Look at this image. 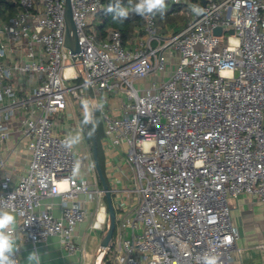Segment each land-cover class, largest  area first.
<instances>
[{
  "label": "built area",
  "instance_id": "1",
  "mask_svg": "<svg viewBox=\"0 0 264 264\" xmlns=\"http://www.w3.org/2000/svg\"><path fill=\"white\" fill-rule=\"evenodd\" d=\"M69 1L75 54L64 46L65 0H17L12 15H0V210L16 216L17 239L35 245L55 235L73 253L93 206L89 228L107 223L97 175L80 173L84 160L56 129L70 93L82 108L88 99L103 105L104 136L132 172L127 188L112 190L115 238L94 264L109 250L114 264H200L210 250L232 264L239 233L228 198L264 203V0H166L188 6L187 25L158 35L153 15L143 16L126 44L118 30L95 32L105 0ZM149 74L152 85L137 88ZM113 94L117 116L104 106ZM13 132L30 154L16 182L1 154ZM52 196L58 216L49 203L40 208Z\"/></svg>",
  "mask_w": 264,
  "mask_h": 264
},
{
  "label": "crops",
  "instance_id": "2",
  "mask_svg": "<svg viewBox=\"0 0 264 264\" xmlns=\"http://www.w3.org/2000/svg\"><path fill=\"white\" fill-rule=\"evenodd\" d=\"M66 108L64 110H66ZM93 110L95 111V109ZM63 111L56 115H60ZM56 123V129L60 133L69 135L72 131L76 132V130L71 127L72 121L61 124L56 121ZM103 132L104 124L102 127L101 148L104 155L106 178L112 190L116 189L122 191L130 185L131 170L129 171L125 160H121V156L123 155L121 149L112 146L105 138ZM85 149L83 148V151H85ZM1 151L2 156L7 159V169L12 174L14 178L13 181L16 182L17 177L25 174L28 169L30 154L27 150L25 140L21 138L17 132H13L9 140L2 144ZM85 157L88 158L87 154ZM83 160L85 163V159ZM106 161L108 162L106 163ZM80 173L84 174L86 172L80 171ZM1 174L2 173H0V176ZM94 174L97 175L96 171L93 172V175ZM90 175L91 172L89 171L88 176ZM93 175L91 176L94 177ZM119 200L132 203L131 199L125 198L124 196L122 197L121 195L116 201ZM46 203L51 204L53 215L58 216L60 214L59 196L44 198L40 208ZM228 205L232 223L239 233L232 249V264H264V203L256 195L242 194L236 198L229 197ZM92 210H94V206L85 221L80 223L76 228L74 240L76 245L80 247V250L69 253L65 249L61 239L55 235L49 236L44 242H39L35 245L17 239L21 248L19 251V264H24L27 255L33 251L40 254L41 264H94L97 248L101 246L100 242L105 232L98 239L94 238L91 233L94 232V230L105 231L107 223L104 225L103 229H90L89 224L94 218ZM99 212L100 211H98V216ZM104 214H106V212ZM102 215L103 212L100 213V216ZM110 257L109 255V258ZM100 264H105L103 259Z\"/></svg>",
  "mask_w": 264,
  "mask_h": 264
},
{
  "label": "clouds",
  "instance_id": "3",
  "mask_svg": "<svg viewBox=\"0 0 264 264\" xmlns=\"http://www.w3.org/2000/svg\"><path fill=\"white\" fill-rule=\"evenodd\" d=\"M166 7V0H136L132 11L139 16H149L157 12L163 14ZM108 11L113 13V19L121 22L129 16V10L125 6L117 5L110 7ZM193 11L199 10L194 8ZM102 107L103 105L100 103L94 105V108L97 110L102 109ZM84 108L83 124L92 125L88 133L91 135L97 127V122L94 119L92 111L89 110L87 102H85ZM82 139L83 130L81 129L75 135L70 133L63 143L66 147H70L76 145ZM16 227V216L11 212L0 210V264H19L17 253L21 248L16 236ZM24 264H41L40 254L36 251L30 252L24 260ZM200 264H220V256L218 253L210 250L201 256Z\"/></svg>",
  "mask_w": 264,
  "mask_h": 264
},
{
  "label": "rangeland",
  "instance_id": "4",
  "mask_svg": "<svg viewBox=\"0 0 264 264\" xmlns=\"http://www.w3.org/2000/svg\"><path fill=\"white\" fill-rule=\"evenodd\" d=\"M166 4H167L166 8H170L171 7V3H167L166 2ZM183 8H187L188 9V6L187 5H183ZM189 14H190V10H189V12L182 11L180 13V15H178V17L175 18V20H176L175 22H177L178 24L185 23L186 18L188 17ZM92 15H93L92 12H90L87 15V18L91 17ZM97 16L95 15L92 18L94 23H96V21H97ZM162 18H163V15L161 13L157 12V13L154 14V21H155V26L157 28V34L158 35H165V34H167L169 32L174 31L175 28L173 29L172 25H170L171 22H169V20H166V19L163 21ZM189 19H190V16L187 18V22H188ZM154 43L155 42H153V44ZM152 77H153V75L149 74L146 77L145 80L136 82L135 86L137 88L143 89L145 87H148V86L152 85V83H153V78ZM154 77L156 78V82L159 81L158 79L161 80V78H162L160 73L156 74ZM165 77H166V75L163 76V78H165ZM77 82L78 81H72L71 80L70 84L72 86H75L77 84ZM66 98H67V103H68V106H67L66 110H64L63 113H61L60 115H54L53 118L60 124L61 123H66L68 121H72L71 127L73 129H75L76 132H80L81 129L83 130L84 127L86 126V125L83 124L85 108H82L80 106L79 102L76 99H74V97L70 93L67 94ZM120 101H121L120 97L118 95H116V94L107 95L106 96V103H104V106L106 107V109L108 110V112H109V114L111 116H117V115H120L122 113V110L120 108V103H121ZM94 117H95V120L97 122V125L99 126V128L101 130L102 127H103V120H102V118L100 116L99 111H97V110L94 111ZM72 132H71L72 135L76 134V132H74V131H72ZM85 147H86V149H85ZM91 147H92V140L89 139V138H87V139L85 138L84 131H83V139L79 143H77L76 145L73 146L77 156H79L81 159H85V165L82 166L81 170L86 172L84 174L87 175V176H88V172L89 171L91 172V175H93V172H94V168H93V165H92ZM83 148L85 149V151H83ZM86 154H87L88 158L85 157ZM121 157H122V159H121L122 161L125 160L124 155H122ZM89 161H90V163H89ZM128 169H129V171L131 170L129 165H128ZM91 175L89 177H92ZM130 176H132V172H130ZM135 195H136V193L133 192L132 193V197H134ZM129 198H130V196H129ZM105 231H106V229H105ZM105 231H101V230L100 231H95L94 230V232H92L91 234H92V236L94 238L98 239L99 237H101L104 234ZM114 238L115 237L113 235L111 240L114 241Z\"/></svg>",
  "mask_w": 264,
  "mask_h": 264
},
{
  "label": "trees",
  "instance_id": "5",
  "mask_svg": "<svg viewBox=\"0 0 264 264\" xmlns=\"http://www.w3.org/2000/svg\"><path fill=\"white\" fill-rule=\"evenodd\" d=\"M106 3H113L111 7L120 5V6H125L129 10V16L126 20L124 21H119L113 19V13L108 11L109 8H106L101 14L97 16V21L94 24V29L98 37H103L106 33V31L110 29L118 30L121 34V39L122 42L126 44L128 41H132L134 37V32L140 28L143 24V16L137 15L134 11H132V8L134 4L136 3V0H105ZM197 1V0H193ZM17 7V0H0V15L2 19H7L8 16L12 15ZM182 11L189 12L187 8H183L182 5H171L170 8H166L163 12V18L162 20L164 21L169 20L171 22L170 25H172L174 31L179 30L182 28V26L187 25V18H186L185 23L183 24H178L175 22V18L180 15ZM154 17V14H153ZM161 20V19H160ZM174 22V23H173ZM183 26V27H184ZM96 121V120H95ZM92 125H86L83 129L85 138L91 139L92 134L89 135V131L91 129ZM104 134V132H103ZM95 136H96V143H97V158H98V163L99 166L103 172V174L106 177L105 174V164H104V155L102 152L101 148V139H102V129L100 130L99 126L97 125L95 129ZM98 179V177H97ZM107 179V178H106ZM98 184L101 186L100 180L98 179ZM107 228V224H106ZM105 228V229H106ZM109 249L112 248V241L109 243ZM110 255V250L103 256V260L105 264H112L113 260L112 257L109 258Z\"/></svg>",
  "mask_w": 264,
  "mask_h": 264
},
{
  "label": "water",
  "instance_id": "6",
  "mask_svg": "<svg viewBox=\"0 0 264 264\" xmlns=\"http://www.w3.org/2000/svg\"><path fill=\"white\" fill-rule=\"evenodd\" d=\"M202 4L204 5V1L202 2ZM112 5L113 3H107V8H110ZM64 20H65L64 46L68 48L72 54L78 53L79 44L77 40L75 25L72 19L71 6H70L69 0H65ZM214 33L219 35L220 28L219 27L215 28ZM72 59H75V58L73 57ZM88 106H89V110L92 111L93 116H94V110L89 103V99H88ZM91 140H92V147H91L92 162H93L97 177L100 180L102 189L104 190V201H105V206H106V211H107V228H106L105 234L103 235L101 239L100 245L102 247H108L111 241L113 232H114V228H115L114 197L112 196V189L109 187V183L105 175L103 174L99 166V163H98L95 131L92 132Z\"/></svg>",
  "mask_w": 264,
  "mask_h": 264
},
{
  "label": "bare ground",
  "instance_id": "7",
  "mask_svg": "<svg viewBox=\"0 0 264 264\" xmlns=\"http://www.w3.org/2000/svg\"><path fill=\"white\" fill-rule=\"evenodd\" d=\"M67 73H70V69H67ZM99 211H100V212H99V216H97V217H98V219L100 220V219H101V217H102V216H100V213H102V212H103V210H102V209H100Z\"/></svg>",
  "mask_w": 264,
  "mask_h": 264
}]
</instances>
